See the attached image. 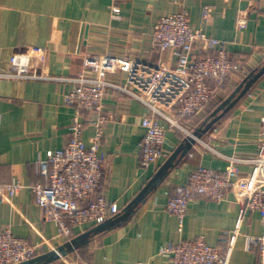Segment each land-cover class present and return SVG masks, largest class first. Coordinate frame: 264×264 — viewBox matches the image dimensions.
Masks as SVG:
<instances>
[{
	"label": "crops",
	"instance_id": "crops-1",
	"mask_svg": "<svg viewBox=\"0 0 264 264\" xmlns=\"http://www.w3.org/2000/svg\"><path fill=\"white\" fill-rule=\"evenodd\" d=\"M203 8L210 10L206 21L201 19ZM179 12L187 14L191 28L224 42L229 58L245 75L234 72L220 87L210 81L213 95L199 113L178 119L180 128L164 123L162 156L147 169L139 165L138 145L144 136L141 121L150 112L125 93L107 89L101 108L107 121L98 144L106 168L98 192L117 204L113 218L175 153L176 158L125 221L76 242L74 250L50 264H169L158 254L161 246L199 237L227 255L224 264H257L256 255L245 250L244 238L262 234L263 218L242 208V194L228 191L221 203L196 198L188 204L181 226L165 207L175 186L184 184L195 168L223 171L229 158L244 161L264 154V74L227 111L218 110L264 66V0H0V183H47L35 162L69 140L75 109L66 106L64 98L86 58L174 68L173 50L158 52L151 40L157 20ZM242 14L246 26L239 29L236 22ZM14 55H29L30 72L36 77L4 76ZM112 71L108 81L124 84L125 74ZM96 117L95 111H81L78 121L84 124ZM94 135V128L85 124V146ZM186 144L189 148L179 151ZM235 166V179L264 183V166L241 161ZM95 227L75 226L69 240L61 239L28 189L0 202V232L9 230L31 245L45 244L43 253ZM233 232L232 244L222 240Z\"/></svg>",
	"mask_w": 264,
	"mask_h": 264
},
{
	"label": "built area",
	"instance_id": "built-area-1",
	"mask_svg": "<svg viewBox=\"0 0 264 264\" xmlns=\"http://www.w3.org/2000/svg\"><path fill=\"white\" fill-rule=\"evenodd\" d=\"M209 15L210 10L203 8L201 19L206 21ZM236 25L239 29L245 28L243 14L237 18ZM151 46L158 52L173 50L174 68L123 59L109 61L100 56L83 61L82 71L71 79L74 86L64 98V104L75 109L69 140L62 149L48 151L44 159L35 162L36 172L47 183L24 185L17 180L0 183V202L28 189L44 218L55 224L57 237L65 240L70 239L75 226H97L112 219L118 213L117 204L107 201L98 192L106 168V159L98 153L102 129L107 121L101 112L106 90L123 92L149 110L150 115L141 121L144 136L138 145L139 165L147 169L162 156L164 123L180 128L178 119L199 113L213 95L208 86L210 81L220 87L234 72L245 75L241 66L229 58L225 43L191 28L185 12L161 16L155 24ZM29 60V55L12 56L10 71L4 76L36 77L30 72ZM114 69L125 74L124 84L108 81L107 75ZM81 111H95L97 117L81 124L78 121ZM85 124L95 130L90 146H85L81 139ZM240 161L261 167L264 166V154L244 161L229 158V165L223 171L195 168L184 184L175 186L165 212L175 217L181 226L188 204L196 198L221 203L228 191L242 194L245 198L242 208L258 212L263 218L262 234L245 237L244 248L256 255L257 264H264V183L252 178L235 179V164ZM228 235L225 233L222 240L232 244L235 233ZM44 245H31L4 230L0 232V264H18L34 258L44 252ZM158 254L167 258L169 264H224L227 260V255L207 245L201 237L166 244L159 248Z\"/></svg>",
	"mask_w": 264,
	"mask_h": 264
},
{
	"label": "water",
	"instance_id": "water-1",
	"mask_svg": "<svg viewBox=\"0 0 264 264\" xmlns=\"http://www.w3.org/2000/svg\"><path fill=\"white\" fill-rule=\"evenodd\" d=\"M262 74H264V66L259 69V71L252 75L248 82L244 85V87L239 91L237 90L233 96L228 98L227 101H225L218 110H221L222 112L227 111L230 107H232L249 89L250 85ZM189 144H186L184 148H180L179 151H186L187 148H189ZM176 158V153L171 156V158L158 170V172L153 176V178L148 182V184L140 191V193L132 200L130 205L125 208L124 212L113 218L110 219L100 225H97L95 228L91 229L90 231L86 232L82 236H80L78 239L71 241L70 243H66L64 246L53 249L52 251L40 254L34 258H31L29 260H26L24 262L18 263V264H50L51 262L65 256L67 252H71L74 250L76 246V242L85 239L89 237L92 234L96 233H102L104 231L110 230L111 228L117 226L118 224L125 221L134 211L137 205H139L144 198L150 193L151 190H153L159 182L163 179L167 171L172 167L173 161Z\"/></svg>",
	"mask_w": 264,
	"mask_h": 264
}]
</instances>
